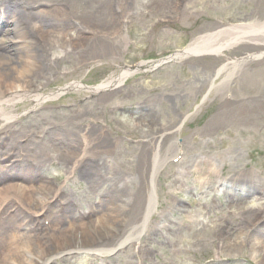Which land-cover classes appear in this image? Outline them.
<instances>
[{"label": "rangeland", "instance_id": "374dc122", "mask_svg": "<svg viewBox=\"0 0 264 264\" xmlns=\"http://www.w3.org/2000/svg\"><path fill=\"white\" fill-rule=\"evenodd\" d=\"M36 3L39 2H55V3H68V10L63 12L64 18L68 16H73L81 20L94 18L93 15L98 13L101 14L107 7V0H29ZM180 0L179 4L176 5L168 3V8L165 10L164 7L161 8L154 7L152 5L143 6L142 0L139 2L140 5L135 8L139 12L136 16L140 15L141 12L145 10H151L152 15L144 19V22L139 24L136 22V16L133 17L131 26L126 28L129 39L127 44L123 41L117 42L113 47L119 46L118 51H116V58H106L105 66H96L93 68H85L76 73L75 75L65 78L60 81V84L69 82L70 79L81 80L84 84L96 85L104 80L108 74V68L112 65H123V64H137L143 60H155L158 55H164L171 50L182 48L190 39L198 33L199 30H206L210 27V21H220L224 22L226 19L235 20H250L251 18H262L264 16V5L261 3L262 0ZM239 1V2H240ZM142 2V3H141ZM231 2H233L231 4ZM235 3V4H234ZM213 6L215 11L210 14L207 13L206 7ZM232 5V7H231ZM233 9V12L228 11V9ZM108 9V8H107ZM157 10H159L157 12ZM175 11V12H174ZM131 14V12H129ZM63 18V19H64ZM140 18V17H139ZM95 19V18H94ZM84 21V20H83ZM97 30H102L99 25V20L92 21ZM91 23V22H90ZM92 25V24H91ZM212 25V24H211ZM55 24L51 26V31H56L54 28ZM164 26L170 27L171 29H180L181 34H173L171 30L163 28ZM125 39V38H124ZM107 47L110 44L104 43ZM127 45V46H126ZM130 45V46H129ZM54 55H59L60 50L63 48L62 43L54 45ZM60 48V50L58 49ZM108 49V48H107ZM109 49H112L109 48ZM123 51V52H122ZM243 54L242 51H237L234 49L226 54L225 57L220 58V62H225V58H234ZM82 54H78L68 59L62 58V62L58 65V69H67L71 66L83 63ZM59 58V56H56ZM92 58H102L101 53L95 52ZM105 58V57H104ZM72 59V60H71ZM185 64V65H184ZM183 66L179 67L176 65L168 66L160 72H155L152 77L145 80L137 81L136 78H132L130 81L125 83L124 87L115 90L113 96L110 98L102 97L103 103L98 104L99 101L95 100L88 103L86 108V113L81 116V121L78 123H85V117H104L106 119H114L115 117H124L121 114H117L113 108L120 106L129 110H136L144 107H149L153 109V103L150 99L159 98V120L161 124L156 127L155 131H160L164 133L167 130H172L174 126L177 125L179 118L183 113L187 112L188 109L195 103H199L201 94L206 90L210 79L213 75V69L215 66V61L213 59L196 58L192 60L185 61ZM117 70V68H113ZM73 79V80H74ZM67 81V82H66ZM65 82V83H64ZM62 84V85H63ZM58 85V86H62ZM228 92L232 95L231 104H236L242 99L247 101L251 100V113L250 107L246 103H241L240 105L229 109V112L234 111L224 116V122L227 123L231 116H234L236 121H243L244 117L250 113L243 124L237 122H230L228 125H223L216 127L215 120L222 114L221 106L224 104L222 95H212L210 98V110H214V114L208 113L205 118L201 119V114L205 110H208L206 106L201 107V112L198 113L192 121H189L186 128H183L180 132H174L170 137L174 136L180 138L182 141V151L184 156L190 158H195L200 165L202 164H212L214 168H217L216 174L212 175V178L201 176L203 179V184L197 182L196 177H190L186 183V186L190 190L197 192L198 190L202 194L209 192L212 186V181L214 179H231L232 177L238 175L240 172H251L254 175V182L257 188L260 190L264 189V105L258 104L260 98L261 102L264 101V63L261 61L249 63L247 66L241 67L228 88ZM85 93L78 94L71 101H78L80 97L82 98ZM155 95V96H154ZM69 101V100H67ZM227 104V103H226ZM141 105V106H138ZM28 107V103L19 106V109ZM157 109V107H156ZM263 111V112H262ZM44 114H39L40 118L32 120L34 125H30V121L22 120V122L16 124V131L27 132L30 128H39L45 121L59 122L62 117H68L69 115H58V113H47L46 110L43 111ZM77 114V113H76ZM80 114L78 115V117ZM209 116V117H208ZM83 117V118H82ZM208 118V119H207ZM122 119V118H121ZM129 121V117H124ZM207 120V121H206ZM49 122V123H50ZM133 123H135L133 121ZM168 125V127H165ZM63 125V130L66 128ZM89 129V125H86ZM69 126L67 127V129ZM79 131L80 128L76 127ZM176 128V127H175ZM174 128V130H175ZM1 129V126H0ZM93 130H99L95 127ZM173 130V131H174ZM60 132L59 130H56ZM215 131H217L215 133ZM1 132V130H0ZM128 138L131 140H137L139 137L138 131L134 126ZM171 133V132H170ZM156 135V134H155ZM153 140V138H151ZM170 139V138H167ZM12 139L9 141L11 142ZM119 154H107L106 157L110 158L112 161V169L115 173H119L121 176L124 174H132L134 171L133 167L138 163V153L140 151V145L128 146L126 142H119ZM40 154L47 152V148L41 149ZM113 151V149H112ZM49 166L47 165L46 168ZM175 169L170 172L175 173ZM58 175L56 184H63L65 173L64 171H55ZM220 175L222 177H220ZM169 175H164L161 180L162 186V196L164 206L158 211L157 222L160 226H170L177 224L175 226H182V221L186 219L187 215L182 216L180 214L169 216L172 221L170 222L168 218L167 209V197L164 193L165 187L169 184ZM76 182V181H74ZM79 183V182H76ZM80 188L77 192H74V198L76 203H81L84 197H81L82 191L84 189L83 183H80ZM76 188V187H74ZM77 189V188H76ZM69 192L72 191V186H68ZM95 194V193H93ZM90 194V195H93ZM208 198L214 196L217 198L216 201L210 202L213 205V209L209 215L205 214L203 208L199 209L194 219V224H189L183 230L184 233L180 234L183 236V245L189 247L190 249H200L201 241L203 238L212 237L213 234L208 233L205 227L209 223L211 225H222L220 221L222 218L230 221L229 233L231 238L241 241L240 236L236 238L237 232L235 229L239 228L237 221V216H241L242 219H250V212L253 207L263 209L262 215H264V199L252 204L250 202L236 203L235 200L238 196L235 194L230 195L223 193L221 197H218L214 192L206 194ZM206 203H203V206ZM251 210V211H250ZM164 212L168 219V222L162 223L158 215ZM201 215V216H200ZM255 215V213H253ZM261 215V216H262ZM201 225H198V220ZM204 223V225H202ZM260 233V234H259ZM257 234V238L254 240L260 241L261 231ZM43 237L44 234L39 233ZM240 235V234H239ZM222 236V235H221ZM190 241H187L189 240ZM218 239V240H217ZM229 239L226 236L224 238L215 237L216 244L212 247V251L222 254L221 258L226 257L227 254V244L226 241ZM263 238H261L262 240ZM196 241V242H195ZM252 241H247L245 245L242 246L237 258L242 260H250L251 264H258L257 258H264L260 255L256 259L250 257V253H255L252 248L255 247L251 245ZM154 249L159 247L154 246ZM258 252L263 253L261 246L257 248ZM202 250H199L201 252ZM202 253V252H201ZM157 264H169L170 258H175L177 256L170 255L166 250H157ZM184 256V255H183ZM187 256V255H186ZM186 256L182 258V261L186 259ZM127 256L119 257L116 260V264H127ZM261 259V260H262ZM175 260V259H174ZM264 260V259H263ZM260 261L259 263L263 262ZM77 261V262H76ZM79 262V263H78ZM55 264H90L86 261L82 262L79 259L61 258L56 260ZM238 264H246L244 262H238Z\"/></svg>", "mask_w": 264, "mask_h": 264}, {"label": "bare ground", "instance_id": "6f19581e", "mask_svg": "<svg viewBox=\"0 0 264 264\" xmlns=\"http://www.w3.org/2000/svg\"><path fill=\"white\" fill-rule=\"evenodd\" d=\"M3 5L5 7L3 13L1 14L2 19H4L6 23L10 22L11 24H13L12 29L6 31L10 36L8 38L7 44H0V121L1 123L5 124L3 131H6L7 133H9V136H12L10 130H7V124L10 122H16L21 117V115H19L15 111L17 104L29 100L31 103H33L32 108H34V106L38 105L42 101L54 98L65 90H79L80 87L78 82L73 81L67 84L66 87L49 94L37 93L32 88L30 90L29 83L31 82V79L26 76V72L32 66L34 55H32L30 46H28V44L20 46L15 43L16 39L24 40L25 38H27V36L23 38L26 34L15 22H17L20 18L27 17L31 20L35 18L37 20L39 19V22H37L38 24L33 25L35 28H46L51 25V20H44L45 17L49 15L48 12H39L36 14L31 12L25 13L24 9L16 3L6 4L4 2ZM258 29L262 30L259 31L260 34L263 33L264 24H261ZM258 29L257 26H255L241 30L240 32H237L235 34L233 32L226 33L225 31L218 32L217 34L225 33L226 38L230 39L227 41V43L229 41H238V39L245 38L246 36L250 35L251 38L248 37V39H250L251 42L254 40V38L257 37V33L255 32V30L258 31ZM213 40L215 39L212 36L204 37L201 40V43L206 46L204 48L197 49V52H213L214 55L222 53L221 50L225 47V42L216 43L212 42ZM11 41H13V43ZM83 41L87 42L86 39ZM37 42L44 41L37 40ZM90 50H94V45L90 48ZM248 55L249 58H257L259 56L254 54ZM46 70H48V64H44L43 66V72ZM129 74L130 73L128 71H122L119 74L108 78L105 82L97 85L94 91L102 89L104 90L112 84H121ZM219 74L220 70L217 71V75ZM219 92L220 91H218V93ZM12 123L10 127L14 125V123ZM153 126L154 122L152 121L146 123V127L150 130L153 128ZM22 137L23 135L18 138L21 139ZM60 141L61 137L59 134H57L55 131L50 132L48 141L50 144L60 147L67 146L68 140L62 142ZM80 142H82L84 146L86 145L87 149L86 151L84 149L78 150V155L83 154V156H85L87 155V153H90V146L94 147L95 150H98L96 140L90 138L89 136H87V134L80 136ZM98 143L103 144L104 141L101 140L98 141ZM175 147V142L174 144L173 142H170L167 146V152L171 149L172 150L170 151V153L173 152L175 150ZM150 152L152 153L149 158L150 160L146 172L147 182L145 188V196L142 198L141 203L139 204V216L130 223L128 228H126L127 230H125L121 236H117V238L114 239V242L111 244V246H115L122 241H130L137 238L141 226L136 228V225L144 218V214L148 212V210L150 211L152 209V203L150 204V195L148 193V184H151L152 179L150 177L156 174V169L160 165L163 157L161 158L160 152H158L155 148H153ZM16 154H18V149L16 150ZM78 155L74 154V158L72 160L74 162V166L69 169L68 174L71 175L77 171L76 176L78 180L84 181L91 189L96 188L97 190H99V187H102V184L95 181L90 174V172L93 171L94 166L85 163L82 164L76 159V156ZM8 156L5 157V163H8L7 161L11 160L14 156L16 158H20L17 155H12L13 157ZM11 165V168H7L5 164H0V206L2 205V200L5 199L10 192H17L20 200H18L16 204L14 203V201L8 200L5 207H0V215L2 216L4 212L13 211V215L7 220L12 228L9 229L7 225L3 224V222H0V264H7L11 260H16L20 264H34L30 259L31 256H45L46 253H49V250H51L53 247H57L58 249H66L69 247L77 246L80 248V253H85L91 250L98 252L111 251L112 247H108L107 245H105L103 240H101V237L104 235L105 230L102 231L104 227H101L100 225H102L104 222L105 226V224L107 223L106 219L108 217L110 219L113 216L114 212L107 206L113 202V200L115 199L114 196L106 197L104 194L101 195V198L103 199L101 202L107 208L104 211L105 213L96 218H87L89 220L83 222L81 219L76 218L72 214L70 219H68V221H70L68 226L76 225V228L69 232L59 231L58 228L60 226L58 225L62 224L64 219L61 217V215L60 217H54L53 212H51V214L48 215V217L51 218L52 226H50L53 230V242L50 246H45L43 238L40 237V234L38 233L23 234L17 232V228L23 226L24 224L26 225L29 220V216L24 215L23 212L21 213L20 207H23L24 210H29L30 207L34 208L36 210L35 214H46L47 210L49 209L53 211L54 207L50 201L55 198L59 191L61 192V190L60 188L53 186L49 181H46L45 179L40 177L38 174H35L36 176H32L30 174V177L24 176L21 179L17 178L18 173L27 171H30L29 173H40L39 169L30 168L29 165H25L23 158L20 159L17 168H14V163H12ZM14 172L15 174H13ZM109 175L111 177V180L118 181L120 179V177H116L111 173ZM241 176L245 179V182H247L252 175L243 173ZM252 184H255L254 181ZM32 185H38L37 190H33ZM39 189H44L47 193L44 195L39 191ZM110 189L117 191L116 184L111 186ZM110 189H105L103 190V192L108 193L111 191ZM122 191L123 189L120 190V192ZM63 211L65 214L69 210L68 208H65L63 209ZM31 215L33 216V214ZM94 216H96V214ZM16 219H19L17 223H15ZM256 219L260 218L257 217ZM260 223L264 224V221L261 220ZM14 225H16L15 228ZM37 245H39V249H36ZM23 249H28V253H25ZM261 264H264V260L263 262H261Z\"/></svg>", "mask_w": 264, "mask_h": 264}]
</instances>
